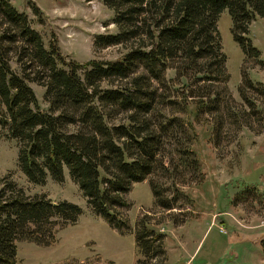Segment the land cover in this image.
Wrapping results in <instances>:
<instances>
[{"label":"trees","instance_id":"1","mask_svg":"<svg viewBox=\"0 0 264 264\" xmlns=\"http://www.w3.org/2000/svg\"><path fill=\"white\" fill-rule=\"evenodd\" d=\"M101 1L112 11L106 24L115 30L94 34L93 47L122 49L114 58L79 61L62 52L55 32L45 42L32 17L11 0H0V134L15 139L17 165L30 182L44 184L48 176L61 182L66 168L92 211L126 233L132 226L122 212L130 206L124 194L134 182L157 171L169 178H149L154 204L168 210L191 182L178 179L184 170L194 181L202 179L192 124L181 115L191 104L196 118L201 111L213 114L215 145L228 124L253 129L251 115L264 126V84L241 69V100L235 101L217 24L227 10L244 60H261L250 25L264 16V0ZM28 3L34 19L44 23L40 6ZM31 82L44 87L47 108ZM81 211L65 198L26 193L4 174L0 264H17L18 240L50 245ZM151 224L148 213L134 223L140 254L134 264H165V233ZM260 241L264 254V236Z\"/></svg>","mask_w":264,"mask_h":264},{"label":"rangeland","instance_id":"2","mask_svg":"<svg viewBox=\"0 0 264 264\" xmlns=\"http://www.w3.org/2000/svg\"><path fill=\"white\" fill-rule=\"evenodd\" d=\"M45 14V22L34 19L28 0H11L33 19L47 42L55 32L62 52L79 61L91 57L114 58L120 54L117 45L94 49L93 35L115 30L106 24L112 11L101 0H33ZM221 43L226 53L230 77L229 90L240 101L237 85L242 71H248L255 83L264 84V16L250 25L252 41L261 51L260 59L244 54L233 39L231 18L223 10L217 21ZM16 67V63H12ZM169 69L167 76L172 77ZM39 104L47 108L44 87L31 82ZM178 88L181 84L176 82ZM259 93V92H258ZM261 95V93H259ZM261 97V96H260ZM182 117L190 120L193 131L192 148L200 162L202 179L194 181L188 170L183 171L178 205L163 210L153 202L149 178L170 182L157 171L134 182L124 196L130 206L122 209L132 229L120 233L92 211L67 169L64 179L54 181L49 176L44 184L30 182L17 165L15 139L0 134V177H11L26 193L45 192L54 200L67 199L77 203L82 211L74 223L59 228L50 245L33 241H17V264H134L140 257L135 246L133 226L144 213L150 215L155 228L165 233V264H264L261 238L264 236V126L256 115L249 116L253 129L228 124L220 142L214 144L213 114L201 111L195 117L191 104ZM262 127L260 131L257 132ZM121 210V209H120ZM174 218L184 219L174 223Z\"/></svg>","mask_w":264,"mask_h":264}]
</instances>
